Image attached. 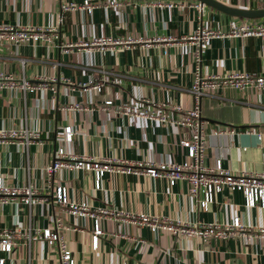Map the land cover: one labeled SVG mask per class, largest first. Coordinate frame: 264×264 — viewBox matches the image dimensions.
I'll use <instances>...</instances> for the list:
<instances>
[{"label": "crops", "instance_id": "1", "mask_svg": "<svg viewBox=\"0 0 264 264\" xmlns=\"http://www.w3.org/2000/svg\"><path fill=\"white\" fill-rule=\"evenodd\" d=\"M62 1L83 0H0V23L53 27L56 38L44 44H7L0 51V69L25 76L33 84L42 79L45 90L23 93L0 90V129L27 128L38 131L29 146L11 140L0 142V178L11 186L31 185L38 191L29 205L0 204V230L22 225L30 229V240L19 239L11 254L0 249L7 264H59L56 242L38 238L36 230H57L71 251L75 264H264V238L246 242L240 238L202 240L169 233L153 234L148 227L112 218L101 219L102 233L97 245L92 240L93 221L68 214L56 203L58 185L67 188L72 200L85 201L92 208L105 206L132 213L167 216L194 222H227L239 216L245 225H264V208L244 206L240 191L224 188L213 194L207 209L188 194V184L178 180L170 185L165 178L146 174L106 173L102 188H93V173L85 170H58L50 181L44 168L52 162L58 147L74 154L129 161H176L185 158L179 145L185 130L172 124L130 118L117 114L103 102L132 103L135 99L193 104L189 92L193 80L190 46L165 40L191 34L197 24V0H118L106 7L95 0L91 13L60 11ZM181 2L185 6H178ZM240 9L264 8V0H216ZM174 3L172 7L158 6ZM203 19L208 27L228 31L231 16L205 6ZM263 20L264 17L247 18ZM128 44L109 45L103 51L74 45L91 37H110ZM179 41V40H178ZM21 59H25L22 64ZM201 64L207 74L233 71L264 75V37L224 36L210 40ZM103 81L100 92L86 93L79 83ZM89 110H73L71 104ZM102 106V107H101ZM205 122L207 146L204 164L217 160L233 173L264 172V91L225 88L200 104ZM71 126L72 140L63 142V129ZM224 127L234 132L214 134Z\"/></svg>", "mask_w": 264, "mask_h": 264}, {"label": "built area", "instance_id": "2", "mask_svg": "<svg viewBox=\"0 0 264 264\" xmlns=\"http://www.w3.org/2000/svg\"><path fill=\"white\" fill-rule=\"evenodd\" d=\"M106 7H117L118 0H106ZM187 3H178V6H185ZM95 0H83L81 3L76 1H62L60 11H85L91 13L98 6ZM174 3H160L158 6L172 7ZM193 6L197 9L198 24L195 30L188 36H182L178 39L168 36L165 38L168 42L180 43L184 46H190L193 60V80L189 88L193 104L190 107H184L181 104L167 102L149 101V106L145 107V98H136L132 103L114 104L112 98H107L103 102V108H112V111L126 115L130 118H140L151 120L156 123L172 124L185 130V136L179 139L178 143L186 150L185 158L179 162L176 161H129L123 159H112L104 157H93L85 154H74L71 151L60 146L54 152V158L45 168V177L51 180L54 173L58 170H85L93 173V188L99 190L102 188V179L106 173L119 171L125 174H146L151 178H165L172 185L178 180H184L188 184L189 196L196 199L199 206L207 209L212 202L213 194L226 188L229 191H240L244 198V206L252 208L259 206L264 208V172H241L233 173L224 168L217 160L214 165L204 164L205 149L207 146V131L205 122L201 116L200 104L204 97L213 96L216 92L225 88H234L240 91L253 90L255 92L264 91V75L256 72L233 71L226 74H207L204 72L201 64L203 51L208 47L211 39L224 36H256L264 37V19H238L229 23L228 31L221 28L208 27L203 19L204 4L195 1ZM55 28L23 26L8 22L0 23V51L7 44L19 46L25 43L49 44L51 39H55ZM128 36L125 40L111 39L110 37H91L88 40H82L78 44H65V51L68 48L78 45L79 47L91 50L98 48L103 51L109 45L128 44L132 41ZM179 40V41H178ZM25 59H21L22 64ZM46 83L42 79L33 84L25 76H18L12 72L0 69V90L7 88L11 91L21 90L23 93H33L36 90H45ZM86 93L95 91L100 92L103 87V81L88 80L79 83ZM102 107V106H101ZM73 110H89L85 105L78 103L71 104ZM234 132V129L218 127L212 129L214 134L225 132ZM63 142L69 143L72 140L73 130L71 126H65L63 129ZM38 131H29L27 128H1L0 142L14 141L24 146H29L33 139H38ZM38 191L31 185L11 186L0 178V204L16 202L29 206ZM55 201L62 210L78 218H91L93 221L92 240L94 246L97 245L98 236L102 233L100 220L112 218L146 226L153 234L169 233L176 237L200 238L207 240L240 238L251 242L253 239L260 240L264 238V225H245L241 222L239 216H234L227 222H194L190 223L181 219H171L167 216L149 215L146 213H132L123 209H113L105 206L92 208L85 201L72 200L67 188L64 185H58L54 192ZM36 236L47 240L49 244L55 243L59 252V264H75L71 251L65 246L57 230L45 228L36 230ZM26 237L30 240L31 232L22 231V225L13 229L0 230V249L11 254L19 242V239ZM0 264H7L6 258H0ZM28 264H32L29 262Z\"/></svg>", "mask_w": 264, "mask_h": 264}, {"label": "water", "instance_id": "3", "mask_svg": "<svg viewBox=\"0 0 264 264\" xmlns=\"http://www.w3.org/2000/svg\"><path fill=\"white\" fill-rule=\"evenodd\" d=\"M199 3L204 4L205 6L212 7L216 10H219L223 13H226L231 16H237L240 18H257L264 17V8L260 9H240L228 7L216 0H197Z\"/></svg>", "mask_w": 264, "mask_h": 264}]
</instances>
